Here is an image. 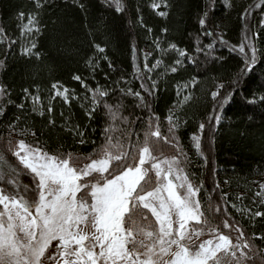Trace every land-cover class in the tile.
Masks as SVG:
<instances>
[{
  "label": "snow or ice",
  "instance_id": "obj_1",
  "mask_svg": "<svg viewBox=\"0 0 264 264\" xmlns=\"http://www.w3.org/2000/svg\"><path fill=\"white\" fill-rule=\"evenodd\" d=\"M223 2L226 8L233 7L231 0ZM105 3L114 7L117 14L127 11L124 0ZM161 3L170 7L168 0H150L149 7L166 18L169 13L161 10ZM47 6L48 0H34L36 11L19 13L21 19L26 17L21 33L27 28L33 37L30 46L21 48V55L40 58L35 37L41 33L40 18ZM262 6L264 0H255L240 14L244 23L238 44L226 39L223 27L214 20L215 0L197 15L194 52L171 41L165 48L161 36H153L152 50L138 49L133 44V78L139 81L138 89L123 75L113 81V86L91 87L80 74H74L72 79L85 89L86 95L81 100L89 101L81 104L88 123L75 122L61 112V128L70 133L74 143L93 145L86 154L48 150L40 146L38 139H26L29 134L37 136L35 124H28L31 113L44 118L45 126L54 129L56 119L51 101L59 97L70 106L77 99L74 91L70 92L59 81L52 83V96L45 109L35 103L40 101L38 94L23 88L24 98L14 105L19 113H10L13 101L7 86L0 84V122L7 132L6 136L0 135V264H255L253 257L264 253L255 243L257 239L264 240V231L257 233L254 228L256 218H264V182L258 184L259 190L252 198L255 207L241 208L232 202V208L246 215L253 225L248 235L228 211L227 191L220 192L218 202L211 196L207 202L201 198L205 180L202 174L198 177L191 171L193 161L178 134L187 120L176 109L191 98L199 75L189 74V79L177 82V96H182L185 90L187 95L169 108L164 117L166 125L153 104L161 77L178 73L186 62L208 71L205 65L224 59L223 54H217L218 47L239 56L242 63L238 71L227 85L216 82L210 91L211 110L189 136L195 155L210 165L215 132L223 118L222 110L231 99V89L253 72L259 58L264 57L261 46L264 42L259 39L264 32ZM79 7L84 9L85 5L80 3ZM253 8L261 9L258 20L251 11ZM137 19L147 34H153V28L142 16L137 14ZM160 32L167 33L168 28L163 27ZM203 37L210 38V42L203 43ZM15 43L0 27V45L5 53ZM92 47L97 53H104L95 60L91 56L85 59L93 77L100 59L108 62V68H115L106 54V46L93 42ZM170 50L176 58L166 62L163 57ZM153 51L157 53L154 57ZM138 53L142 55L143 69ZM4 67L5 61L0 60V69ZM160 67L164 71L155 73ZM113 93L119 97L114 103L109 102ZM128 96L134 98V107L124 115L122 101ZM29 97L34 101L30 112L26 108ZM248 102L264 107V95L253 96ZM135 108L146 110V115L133 119ZM101 113L105 119L99 139L93 140L88 129L92 133L97 131L91 122H99ZM212 171L210 167V174ZM24 176L29 178L27 183L22 180ZM219 188L220 182L214 181L213 190ZM206 234L210 238L196 242ZM259 259L264 264V255H259Z\"/></svg>",
  "mask_w": 264,
  "mask_h": 264
},
{
  "label": "trees",
  "instance_id": "obj_2",
  "mask_svg": "<svg viewBox=\"0 0 264 264\" xmlns=\"http://www.w3.org/2000/svg\"><path fill=\"white\" fill-rule=\"evenodd\" d=\"M124 2L126 13L117 14L114 7L110 8L105 0H48V6L40 18L41 33L35 37L37 49L41 54L37 59L35 56L21 55V48L30 46L33 37L27 28L21 33L26 17L21 19L19 16L20 12L27 14L36 11L34 0H0V27L16 41L7 53L4 46L0 45V60L5 61V67L0 69V84L7 86L13 101V104L9 105V112L19 113L20 110L14 105L24 98L23 88H29L31 93L38 94L40 101L35 103L44 106L45 109L52 96L51 85L56 81L67 86L70 92L74 91L77 95V99L71 101L70 106L64 104L59 97L51 101L56 119L54 129L45 126L44 118L31 113L28 124H35L37 136L33 137L29 134L26 137L28 141L38 139L41 147L53 151L60 149L84 154L91 152L93 147L91 143L76 144L70 133L61 128V112L65 116H71L75 122L88 123L84 108L81 106L82 103L89 102L81 100L86 95L85 89L78 81L73 80L72 76L80 74L88 85L95 87L98 84L113 86V81L123 75L131 82L133 88L138 89L139 81L133 78L132 45L135 44L138 49L145 51L152 50L153 36H161V44L165 48L171 41L177 43L179 47L194 52V40L199 27L197 15L206 4L212 3V0H168L170 5L168 8L161 3V10L169 13L166 18L159 17L151 10L150 0H124ZM254 2L255 0H231L233 7L226 8L223 0H215L213 18L223 27L225 38L231 43H239L243 35L244 23L240 19V14ZM80 3L85 5L84 9L79 7ZM251 11L258 20L261 9L253 8ZM137 14L153 28V34H147V29L140 27ZM163 27L168 28L167 33L160 32ZM90 32L93 34L89 35ZM259 39L264 42V32ZM202 40L203 43L210 42L208 37H203ZM93 42L106 46V54L115 65L114 69H110L108 62L100 59V67L97 68L94 77L86 67L85 59L91 56L95 60L104 53H97L92 47ZM261 46L264 47V43ZM217 54H223V61L205 65L208 71H201L195 65L186 62L178 73L162 76L153 109L161 117L162 124L166 125L164 117L168 114L169 108L176 105L178 100H182L183 95H187L185 90L182 96H177V82L181 78L189 79V74L199 75V83L191 89V98L176 109L177 113L187 120V124L181 126L178 134L193 161L190 166L191 171L197 173L198 177L202 174L205 180L204 188L200 193L201 198L207 202L208 197L211 196L214 202H218L220 192L227 191L230 201L227 207L231 217L239 221L246 233L251 235L253 225L246 215L232 208V202L241 208L255 207L251 203L250 195L253 193L254 184L264 178V107L259 103L248 102L253 96L264 95V57L259 58L253 72L245 75L240 83L231 89V99L222 110L223 118L215 132L211 163L206 165L195 155L189 136L197 128L198 122L204 119L205 113L211 110L210 91L214 89L216 82L222 81L225 85L230 83L242 63L239 56L230 53L227 48L218 47ZM155 55L157 53L153 51V57ZM199 57L202 58L203 53H200ZM163 58L166 62H171L176 58V54L170 50ZM149 59L152 61V57ZM138 61L140 68L143 69L140 53H138ZM163 71V67H160L155 73ZM118 98V93H113L109 102L114 103ZM122 102L123 114L128 115L133 111L134 98L124 97ZM33 103L34 101L29 97L26 101L29 112ZM144 115L146 110L135 108V115L132 118ZM104 119L101 113L99 122H91L97 130L92 133L91 128L88 129L93 140L99 139V130ZM0 135H7L3 122H0ZM210 167L214 170L211 174ZM22 180L27 183L29 178L24 176ZM224 180L229 183L224 184ZM214 181H219L221 188L213 190ZM237 196L240 197L239 200ZM254 228L257 233L264 231V218H256ZM255 243L258 249H264V240L257 239ZM259 255L253 257L255 264H261Z\"/></svg>",
  "mask_w": 264,
  "mask_h": 264
},
{
  "label": "rangeland",
  "instance_id": "obj_3",
  "mask_svg": "<svg viewBox=\"0 0 264 264\" xmlns=\"http://www.w3.org/2000/svg\"><path fill=\"white\" fill-rule=\"evenodd\" d=\"M166 154H170V153H166ZM260 182H264V178L260 179V181H258L257 184H254V186H253V190H252L253 193L250 195V200H252V198H253V196H254V193H255L256 191L259 190V188H258V184H259ZM240 195H243V194H240ZM233 236H235V233H233ZM208 238H210V236L206 234V235L200 237L199 240H197L196 242L199 243L200 240L208 239ZM249 264H251V263L249 262Z\"/></svg>",
  "mask_w": 264,
  "mask_h": 264
}]
</instances>
